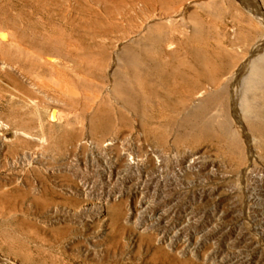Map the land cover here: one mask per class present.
I'll use <instances>...</instances> for the list:
<instances>
[{
  "label": "rangeland",
  "instance_id": "374dc122",
  "mask_svg": "<svg viewBox=\"0 0 264 264\" xmlns=\"http://www.w3.org/2000/svg\"><path fill=\"white\" fill-rule=\"evenodd\" d=\"M239 2L59 0L51 21L49 4L31 14L0 0L4 45L22 57L0 67V137L15 161L0 181L37 179L34 195L10 183L0 200V264H246V235L264 228V0L262 14ZM159 10L180 12L166 31L139 27ZM118 30L140 35L115 53ZM46 59L67 90L43 82ZM174 81L208 92L191 103L167 94ZM28 150L40 156L30 170Z\"/></svg>",
  "mask_w": 264,
  "mask_h": 264
},
{
  "label": "bare ground",
  "instance_id": "6f19581e",
  "mask_svg": "<svg viewBox=\"0 0 264 264\" xmlns=\"http://www.w3.org/2000/svg\"><path fill=\"white\" fill-rule=\"evenodd\" d=\"M6 1H9V2H20L21 4L25 5L26 7H28L30 9V13L31 14H37L40 9H41V4L42 3H46V4H49L45 9H47V13L49 14V18L51 21H53V17L56 15V9H55V5H56V2L59 1V0H6ZM60 1H74V2H78L79 0H60ZM80 1H84V0H80ZM88 1H110V2H126V1H131L132 3L133 2H142L143 0H88ZM230 1V0H229ZM237 1V0H236ZM241 2L242 3V6L245 7L246 9H251L252 11H254L255 13H260L262 14V9H261V6H260V2L259 0H238V2ZM153 2V1H152ZM239 2V3H240ZM68 3V2H67ZM100 3V2H99ZM162 3V2H161ZM167 3V2H166ZM102 4V3H101ZM151 5V4H150ZM189 4L186 3V4H181L180 5V9L183 10L186 6H188ZM148 6V5H147ZM176 6V5H175ZM179 6V5H178ZM215 6V5H214ZM129 7V6H128ZM152 6H150V9ZM157 7V6H156ZM210 7V6H209ZM74 8V7H73ZM178 9V8H177ZM164 10V9H162ZM170 10V9H169ZM173 10V9H172ZM175 10V9H174ZM156 11V9L154 10ZM211 11V9H210ZM60 12V11H59ZM77 12V11H76ZM138 12V11H137ZM160 12V10H159ZM163 12V11H161ZM160 12V13H161ZM180 12V11H179ZM179 12H176V13H166V12H163L162 14L159 13V15H155L153 17H149L148 19L146 18V21L144 24H141V26L139 27H143L145 26L146 24H149L151 22H154V21H159L160 23V27L158 29L157 32L153 33V34H156L160 31H166L165 30V25L163 24L165 21H169V23L171 22V20L173 19V17H176L178 15ZM62 13V12H61ZM124 13V12H123ZM157 13V11H156ZM154 13V14H156ZM134 14V13H133ZM152 14H150L151 16ZM223 15V14H222ZM140 16V15H139ZM250 16V15H249ZM82 17V16H81ZM99 17V16H98ZM108 20V19H107ZM262 20V19H261ZM67 21V20H66ZM142 21V20H141ZM140 21V22H141ZM173 21V20H172ZM236 21V19H235ZM241 21V20H240ZM143 23V22H142ZM162 23V24H161ZM168 23V24H169ZM226 24V23H225ZM253 24V23H252ZM51 25V24H50ZM60 25V24H59ZM184 25V24H183ZM248 25V24H247ZM167 26V25H166ZM179 26V25H178ZM249 26V25H248ZM52 27L55 28V26H53L52 24ZM45 28V27H44ZM237 28V27H236ZM253 28V27H252ZM36 29V28H35ZM50 29H51V26H50ZM56 29V28H55ZM58 29V27H57ZM141 29V28H140ZM139 29V30H140ZM178 29V28H177ZM243 29V28H242ZM54 30V29H53ZM86 30V29H85ZM247 30V29H246ZM257 30V29H256ZM27 31V30H26ZM50 31V30H49ZM52 32V31H51ZM153 32V30H152ZM243 32V31H242ZM246 32V31H245ZM164 33V32H163ZM43 34V32H42ZM48 34V33H47ZM251 34V33H250ZM53 35V34H52ZM106 35V34H105ZM140 35V32L138 31H130V32H121L118 30V32L113 36V44H114V52L116 53L123 45L124 43L127 41H130L132 39H134L136 36ZM237 35V34H236ZM244 35V34H243ZM246 35V34H245ZM43 36V35H42ZM41 36V37H42ZM45 36V35H44ZM107 36V35H106ZM142 36V35H141ZM145 36V35H144ZM231 36V35H230ZM55 38V37H54ZM53 38V39H54ZM242 38V37H241ZM8 40V36L7 34L3 33V32H0V67H14V66H19L21 64V59L20 57H18L19 55H17V53H11L10 52V48L9 46L6 47L4 44H6ZM57 40V39H56ZM109 40V39H107ZM49 41V40H48ZM52 42V39L50 40ZM34 42V41H33ZM47 42V41H46ZM56 42V41H54ZM176 40L172 41L171 40V44L175 43ZM18 43V47L20 48V50L23 52H25V47L24 46H21L19 41L17 42ZM42 43V42H41ZM44 43V42H43ZM125 43V44H126ZM219 43V42H218ZM12 44V43H11ZM51 44V43H50ZM141 44V43H140ZM155 44V43H154ZM112 45V44H111ZM231 45V44H230ZM244 45V43L242 44ZM241 47V46H240ZM243 47V46H242ZM129 48V47H128ZM221 48V47H220ZM219 48V49H220ZM237 48V47H236ZM250 48V47H249ZM12 49V48H11ZM218 49V50H219ZM34 50V49H33ZM227 50V49H225ZM32 51V50H31ZM222 51V50H220ZM155 52V51H154ZM223 52V51H222ZM256 52V51H255ZM20 53V54H22ZM234 54V53H233ZM40 55V53H39ZM27 56V55H26ZM29 56H36L32 53H29ZM42 56V55H40ZM226 56V55H225ZM234 56V55H233ZM28 57V56H27ZM25 58V60H27L28 58ZM43 57V56H42ZM22 58V57H21ZM31 58V57H30ZM35 58V57H34ZM91 58V57H90ZM129 58V56H128ZM234 59H236L235 57H233ZM40 58L38 57L37 59H32L30 62L32 63L31 65H34L37 64L38 62L36 60H39ZM42 59V58H41ZM30 60V59H29ZM120 60V59H119ZM123 60V59H122ZM232 60V59H231ZM42 64H43V69H45V71L47 72V75H48V80H44L43 82L45 83H48V82H52L54 83V85L56 84L58 87H60L61 90H67L65 86V84H63L61 78L59 77L58 74L59 71L56 69L54 63H52V61L46 59V60H42L40 61ZM248 60L246 59L245 61H243L242 65L239 67L238 71L236 72L235 75L236 78L239 77L243 72H245L246 70V64L248 65ZM17 66V67H18ZM102 67V66H100ZM99 67V68H100ZM117 67V66H116ZM19 68V67H18ZM38 68V67H37ZM98 68V67H97ZM230 68V67H228ZM137 69V68H136ZM11 70V69H9ZM14 70H15V67H14ZM14 70H11V71H14ZM38 71V70H37ZM150 72V71H149ZM136 73V72H135ZM63 75V74H62ZM117 76V75H116ZM207 76V75H206ZM63 78V77H62ZM79 79V78H78ZM213 79V78H212ZM82 80V79H81ZM110 81V80H109ZM176 81H174V83H172V87L170 88V91L168 90V95H171L173 94V96H176V97H180L182 98L183 100L185 101H190L191 103L193 102H196L200 97H202L203 95H205L207 92H208V89L205 88V89H202L201 87L198 86V84H193L191 85V87L188 89H185L182 85L180 84H175ZM191 83V82H190ZM46 85V84H45ZM169 86V85H168ZM136 87V85H135ZM145 87H146V90H148L149 92L151 91L152 93L156 92V90H154L153 86H152V83H148L146 82L145 83ZM210 87V86H209ZM162 88V87H161ZM218 88V87H217ZM169 89V88H168ZM211 89V88H210ZM140 90H143V89H140ZM154 90V91H153ZM161 90V89H160ZM72 90L68 89V93L71 92ZM76 91V90H75ZM81 91V90H80ZM164 91V89H163ZM79 94V93H78ZM83 94V93H82ZM233 94V93H232ZM234 95V94H233ZM150 97V96H149ZM93 99V97H92ZM236 99V98H234ZM98 100V98L96 99ZM165 103V102H164ZM156 104V103H155ZM99 105V104H98ZM105 103H101L100 104V107L101 106H104ZM166 105V104H165ZM232 106L234 109H236L237 107V104L235 101L232 102ZM164 109V108H163ZM100 111L98 110V113ZM103 112V111H102ZM101 112V115L103 116V113ZM105 113V112H104ZM173 115V114H172ZM170 114V116H172ZM153 116V115H152ZM161 118V117H160ZM157 119V118H156ZM159 120V119H158ZM162 120V119H161ZM160 120V121H161ZM162 122V121H161ZM181 123V122H180ZM1 124V123H0ZM106 126V125H105ZM159 126V125H158ZM157 130V129H156ZM260 131V130H259ZM22 133V132H21ZM113 136V135H112ZM162 136V135H161ZM162 138V137H161ZM6 140L7 138H3V137H0V166L2 164V162L5 160L7 162H10V163H13L15 162L13 159H11V157L8 155V151H7V143H6ZM110 142V141H109ZM114 142V141H113ZM251 142V141H250ZM239 144V143H238ZM36 150V149H35ZM254 150V149H253ZM29 151V150H28ZM255 152V151H254ZM253 152V153H254ZM192 153V152H191ZM190 153V154H191ZM160 156V155H159ZM249 156V154H248ZM39 157L36 153V151H29V152H24L22 155H21V160L23 159L25 161V164H26V167L29 168V170L31 168H34V166H39ZM134 157V156H133ZM189 157V156H188ZM196 157V156H195ZM132 158V157H131ZM194 158V157H193ZM192 159V158H191ZM191 159L189 161H191ZM196 159V158H195ZM131 160V159H130ZM193 161V159H192ZM156 163V161H155ZM39 164V165H38ZM158 164V163H157ZM136 165V162L133 160V161H129V166H135ZM142 165V164H141ZM146 165V164H145ZM14 166V165H13ZM161 166V165H160ZM20 167V166H19ZM177 167V166H176ZM201 167V166H199ZM247 167V166H246ZM136 168V166H135ZM175 169V168H174ZM184 169V168H183ZM1 171V169H0ZM36 171V170H35ZM124 171V170H123ZM22 172V171H21ZM149 174V173H148ZM14 175V174H13ZM33 176V175H32ZM165 176V175H164ZM157 178V177H156ZM10 183H13L14 185H21L23 186V189H27L28 193L30 192L31 195H34V193L37 191V179L34 177L33 179L29 180V179H26L24 178V174L23 173H16V175L12 178V180L9 181V183L7 182H2L0 181V200L2 199H6L8 196H9V192H6V188L8 186V184ZM144 184V183H143ZM148 185V184H147ZM70 187V186H69ZM139 187V186H137ZM21 188H18V190H20ZM138 189V188H137ZM69 192L72 194V195H76L78 194V190L76 189H72V190H69ZM82 192V191H81ZM86 193V192H85ZM143 193V192H142ZM12 194V193H11ZM53 194V193H52ZM83 194V193H82ZM109 195V194H108ZM54 197V196H53ZM143 197V196H142ZM80 198V197H79ZM8 199V198H7ZM6 199V200H7ZM109 199V198H108ZM115 199V198H114ZM117 200V199H116ZM105 201V200H104ZM112 202V201H111ZM110 202V203H111ZM88 203V202H86ZM107 203V202H106ZM109 203V201H108ZM99 205H95L94 208L95 210H97L98 212L102 211V205L100 204V202L98 203ZM87 205V204H86ZM84 205V209L86 208ZM92 205V204H91ZM106 205V204H105ZM131 206V204H130ZM145 207V206H144ZM263 207V206H262ZM118 208V205H114L113 206V209H115L114 213H113V217L114 219H118L116 216H117V212H116V209ZM90 209V208H88ZM145 209V208H144ZM87 210V209H85ZM130 210V209H128ZM262 210V209H261ZM92 211V210H91ZM133 211V210H132ZM232 211V210H231ZM78 213V211H77ZM157 213V212H156ZM155 213V214H156ZM247 213V212H246ZM237 214L239 216H241L242 214L245 215V211L243 212H240L237 210ZM101 215V214H100ZM135 215V214H134ZM173 215V214H172ZM103 216V215H101ZM127 216V215H126ZM154 217V216H153ZM126 218V217H125ZM131 218V213L129 212L128 213V216H127V220H130ZM164 219V218H163ZM125 220V219H124ZM148 220V219H147ZM154 220V219H153ZM156 221V220H155ZM160 223V221H158ZM136 223V222H135ZM161 224V223H160ZM143 225V224H142ZM260 226V225H259ZM258 228V227H257ZM140 229V228H139ZM254 230V229H253ZM252 230V231H253ZM257 230V229H256ZM151 231V230H150ZM215 233V232H214ZM260 234H261V240H255L251 237L250 233L246 235V241H247V248L250 252L249 255H247L245 258H244V261L246 262V264H264V228L260 229ZM212 240V239H211ZM221 242V241H220ZM239 253V252H238ZM241 253V252H240ZM247 253V252H246ZM217 261V260H216Z\"/></svg>",
  "mask_w": 264,
  "mask_h": 264
}]
</instances>
